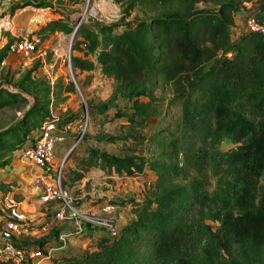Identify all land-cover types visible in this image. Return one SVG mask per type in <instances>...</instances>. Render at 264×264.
I'll return each mask as SVG.
<instances>
[{
	"label": "trees",
	"instance_id": "obj_1",
	"mask_svg": "<svg viewBox=\"0 0 264 264\" xmlns=\"http://www.w3.org/2000/svg\"><path fill=\"white\" fill-rule=\"evenodd\" d=\"M113 1L126 16L136 8L144 15L121 33L116 25L96 30L82 22L72 50L83 55L72 54L71 63L116 83L111 99L93 105L92 114L104 123L126 119L123 136L93 140H130L131 147L118 155L89 146L85 165L110 176L137 177L151 170L153 194L129 201L134 219L117 235L107 231L85 254H64L46 264H264V34L245 31L232 56L222 55L231 45L235 14L255 0ZM28 4L52 8L54 1L20 3L12 10ZM258 18L264 22V0ZM48 26L72 34L78 25L58 19ZM161 83L171 87L168 104L181 105V119L147 135L149 120L166 114L164 99L156 94ZM43 90L45 102L35 101L0 133V169L12 163L34 128L52 119L46 110L52 87ZM73 90L70 81L66 91ZM9 97L0 108L12 104ZM226 138L237 147L223 150ZM143 144L154 147L153 156L141 152ZM39 244L43 249L45 240Z\"/></svg>",
	"mask_w": 264,
	"mask_h": 264
},
{
	"label": "rangeland",
	"instance_id": "obj_2",
	"mask_svg": "<svg viewBox=\"0 0 264 264\" xmlns=\"http://www.w3.org/2000/svg\"><path fill=\"white\" fill-rule=\"evenodd\" d=\"M30 1L35 0H19L18 2L26 4ZM53 1L52 8H39L34 4H28L26 5L28 7L24 9L21 8L22 10L18 11V14H21L20 18L24 17L25 20L16 22L18 24L13 27L14 34L1 30L0 102L8 100L7 92L9 91L18 93L19 96L18 98L9 97L12 104L0 108V133L19 122L35 101L45 102L43 87L47 84L52 87L50 104L46 106V110L48 109L50 115L53 114L63 125L66 124L64 121L72 124L71 131L66 133L65 142L58 146L54 170L61 168L62 188L80 215L62 223L51 222L52 209L41 203L40 189L44 186V180L57 184L59 173L53 170L47 177L44 176L41 168L25 158L21 151H16L12 163L6 169L0 170V232L7 230L4 219L8 212L7 195L10 194V198H13L20 210L36 221L33 233L20 237L21 242L37 246L41 240H45L46 246L49 247V243H58L60 235L66 233L67 247L58 256L71 255L72 253L83 255L97 244L101 233L98 231L99 227H105L107 232L104 225L106 221L113 219L116 227L120 228L122 224L131 220L133 205L129 204V201L151 196L155 177L151 174H144L134 178L108 177L100 178L101 180L98 176H95V179L86 180L84 178V172L86 173L89 169H86L85 165L89 146H95L118 155L131 147L130 140L125 142L116 139L112 143L93 140L98 135L123 136V125L126 119L116 118L112 122L104 123L99 115L92 114L93 105L102 104L111 99L116 83L98 71H80L73 68L72 72L71 55H83L81 51L71 50L74 43V41L71 43L73 33L65 34L62 31H55L48 25L51 21L58 19L76 25L78 19H82V22L89 28L97 30L102 25H116L114 31L121 33L127 28L134 27L144 13L141 8H136L129 16H126L123 7L113 0ZM258 1L245 3V6L247 9L257 10ZM87 4H90L88 11L86 10ZM201 6L199 5V7ZM207 6L213 5L208 4ZM246 10L235 14L241 17L238 23L233 25L231 45L222 55L231 57L234 53L236 40L246 31ZM8 12L12 19L15 10L11 8ZM25 12H27L26 16ZM4 14L5 12H3ZM89 18H93V21H89ZM25 34L38 38V50L43 49L48 52L45 58L35 54L34 58L27 59L21 54L10 53L6 49V41L4 44L2 41L4 35L8 37V42H13ZM1 53H5V57ZM36 64L38 68L32 75V80L28 79L27 73ZM70 81L74 84V90L67 92ZM156 94L164 99L163 106L166 109V114L149 120L148 126L144 130L147 135L162 127L173 126L172 124H176V121L181 119V105L168 104V100L172 96L171 87L161 83ZM118 102L115 104L119 107L129 109L126 103ZM109 113L114 115L116 108L112 107ZM39 127L40 125L34 128L32 130L34 132H30V134H35ZM87 136L90 138H86ZM237 145L231 139L226 138L221 148L230 150ZM73 147V151L69 154ZM141 149L142 153L152 155L154 147L143 144ZM80 173L83 174L82 178ZM111 201H117L120 204H113ZM124 202L126 203L124 204ZM109 204L114 208L104 211L103 208ZM66 222L71 223L68 225L69 227L65 224ZM85 222H91L95 224V228L99 229H96L92 235L86 234V232H82ZM210 222L217 226L215 222ZM52 261L54 260L50 262Z\"/></svg>",
	"mask_w": 264,
	"mask_h": 264
},
{
	"label": "built area",
	"instance_id": "obj_3",
	"mask_svg": "<svg viewBox=\"0 0 264 264\" xmlns=\"http://www.w3.org/2000/svg\"><path fill=\"white\" fill-rule=\"evenodd\" d=\"M18 1L19 0H0V6L10 7ZM260 2L261 0L258 1L259 5ZM245 30L264 34V22L258 18V9L253 10L251 8L246 10ZM38 45V38L31 37L28 34L23 35L13 42L6 43L8 47L7 50L10 53L21 54L27 59L34 58L35 54L36 56L45 58L48 54L47 50H38ZM51 117L52 119L45 121L35 134H29L26 142L17 150V152L21 151L25 158L41 168L43 175L46 177L55 168V157L57 155L58 146L65 142L66 133L70 132L72 129L71 123L63 125L53 114ZM60 169L61 168H59V170H54L59 173L57 184L44 180V186L40 189V201L42 204L50 206L52 209L53 215L51 216V222L53 223H62L80 215V212L76 210L71 200H69L67 193L62 188ZM7 198L8 212L4 219L7 228L6 232L15 235L17 241L15 238L12 240L8 237L7 241L0 242V260L10 261L13 264H46L60 257L58 255L62 254L67 247L66 235H60V244L55 247H48L46 246L47 244H45L43 247L45 252L41 246H39L40 244L32 246L20 242V237L33 233L36 228V221L20 210L18 204L13 198H10V194L7 195ZM112 208H114V206L109 204L103 209L104 211H108ZM104 225L107 231L112 235H117L119 233V228L116 227L113 219H109Z\"/></svg>",
	"mask_w": 264,
	"mask_h": 264
},
{
	"label": "crops",
	"instance_id": "obj_4",
	"mask_svg": "<svg viewBox=\"0 0 264 264\" xmlns=\"http://www.w3.org/2000/svg\"><path fill=\"white\" fill-rule=\"evenodd\" d=\"M20 3H22V2H17L16 4H20ZM16 4H14L13 6H15ZM13 6H10V7H2V6H0V21H2L0 24V33H1V30H4V31H8V32H11L12 34H14V32H13V27H15L16 26V24H18V23H16V22H20V21H24L25 20V18L23 17V18H20V15L18 14V11H20V10H22L21 8H27L28 6H26V7H24L23 5H22V7H19V8H16L15 9V14L13 15V17H12V19H11V16H10V14H9V12L7 13V11L10 9L11 10V8L13 7ZM3 12H5V14L3 15ZM26 14H27V12H25V16H26ZM237 14V13H236ZM3 15V16H2ZM240 17L241 16H239V15H235V23H238V20H240ZM242 17H244V16H242ZM8 18V19H7ZM7 19V20H6ZM24 23V22H23ZM0 38H1V34H0ZM1 41V40H0ZM3 44L5 43V41H6V43L8 42V37L6 36V35H4V37H3ZM2 44V45H3ZM1 47V46H0ZM125 123V122H124ZM150 156H153V154L151 155V154H149ZM3 169H6V167L5 168H2V169H0V170H3ZM144 174H151V175H154V177L156 178V175H155V173L153 172V171H151V170H146L145 171V173ZM144 174H142V175H144ZM142 175H140V176H142ZM95 176H98V178H99V180H101L100 178H114V177H116V178H134V177H126V176H117V175H113V176H110V175H107L102 169H99V168H89L87 171H86V173L84 172V178L87 180V179H95ZM138 177V176H137ZM95 181V180H94ZM132 211V210H131ZM133 217H134V215H133V213H132V218H131V220L130 221H128V222H126V224L127 223H129V222H131L132 220H133ZM65 224H67V227H69L68 225H70L71 223H68V222H66ZM123 225H125V224H122L121 226H123ZM96 226H95V224H92L91 222L89 223V222H85V224L83 225V230H82V232H86V234H93V232L95 231L96 232V229H99L100 228V230H98V231H101V233H100V236H103L105 233H106V229H105V227H99V228H95ZM62 228H63V226H62ZM6 232V230H3L2 231V233L1 234H4ZM0 234V242H4V241H7L8 240V237L7 236H5V235H1ZM85 234V233H84ZM63 235H66V233H63ZM21 242V241H20ZM22 243V242H21ZM24 243V242H23ZM57 242H51V243H49L50 244V246L49 247H55V246H57L58 244H60V241L56 244ZM24 244H26V245H30L29 243H24Z\"/></svg>",
	"mask_w": 264,
	"mask_h": 264
},
{
	"label": "water",
	"instance_id": "obj_5",
	"mask_svg": "<svg viewBox=\"0 0 264 264\" xmlns=\"http://www.w3.org/2000/svg\"><path fill=\"white\" fill-rule=\"evenodd\" d=\"M90 9V4H87V8H86V10L88 11ZM89 21H93V18H89ZM82 23V19H78V23H77V28L74 30V32H73V34H72V41H71V43L74 41V39H75V37H76V32H77V29H78V27L80 26V24ZM71 50H72V46H71ZM72 65V64H71ZM71 70H72V72H73V66H71ZM73 149H74V147L71 149V151L69 152V154L73 151ZM69 154H68V156H69ZM67 156V157H68ZM65 161H66V159H65ZM7 237H9V238H11L12 240H14V236L11 234V233H9V232H5L4 233Z\"/></svg>",
	"mask_w": 264,
	"mask_h": 264
}]
</instances>
